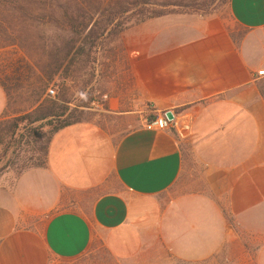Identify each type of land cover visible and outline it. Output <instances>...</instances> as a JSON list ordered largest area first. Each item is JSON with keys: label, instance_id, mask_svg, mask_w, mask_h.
Returning <instances> with one entry per match:
<instances>
[{"label": "crops", "instance_id": "obj_1", "mask_svg": "<svg viewBox=\"0 0 264 264\" xmlns=\"http://www.w3.org/2000/svg\"><path fill=\"white\" fill-rule=\"evenodd\" d=\"M117 42L125 80L120 69L101 113L120 128L72 125L53 138L46 168L6 174L0 264L73 261L96 240L122 264L147 252L187 264H264V0H230L226 17L148 20ZM7 106L0 84V121ZM146 111L191 124L122 131V117ZM186 146L214 158H204L203 189L173 194Z\"/></svg>", "mask_w": 264, "mask_h": 264}, {"label": "trees", "instance_id": "obj_2", "mask_svg": "<svg viewBox=\"0 0 264 264\" xmlns=\"http://www.w3.org/2000/svg\"><path fill=\"white\" fill-rule=\"evenodd\" d=\"M188 1L0 0V12L4 11L14 17L12 27H7L4 31L6 33L12 30V34L22 36H17V40H21L25 33L24 28L19 26L29 25H55L73 37L62 49H58L56 45L50 49L46 47V61L43 65L31 57L32 63L29 66L27 64L25 79L32 80V83L21 85L20 76L12 90L0 82L8 97V106L0 121V175L9 168L19 167L16 161L23 153L31 156L23 160L24 166L21 167L19 175L30 169L46 168L50 144L55 135L65 128L83 122L70 109L71 100L68 99L67 88H62L56 97L46 95L62 71H67L68 78H72V73L80 66L81 61L76 58L85 56L87 49L78 47L77 44L86 43L94 50L97 49L99 41L108 38L117 41L125 31L148 20L189 14L180 11L189 6L185 4ZM4 25L0 19V29ZM15 40L5 42L16 45ZM79 70L82 71V68L77 69ZM12 92L19 98L26 97V102H31L28 110L11 112ZM37 153L39 155L35 157ZM10 154L16 155V161H10Z\"/></svg>", "mask_w": 264, "mask_h": 264}, {"label": "rangeland", "instance_id": "obj_3", "mask_svg": "<svg viewBox=\"0 0 264 264\" xmlns=\"http://www.w3.org/2000/svg\"><path fill=\"white\" fill-rule=\"evenodd\" d=\"M228 3L229 0H189L185 2V4L189 6L187 8H182L180 11L189 13L188 15H197L202 18L217 14L226 17L228 16ZM13 18L12 14L4 11L0 12V19L3 24H5V27L0 29V45L2 47L0 48V82L5 83L7 87L12 90L15 89L20 76L21 80L19 83L21 85H27L33 82L32 80L28 81L25 79V74L28 71L27 64L29 66V64L32 63V58L43 65L44 61H46V47L50 49V47L56 45L58 49H62L67 43L73 40V37L71 38L68 33L61 31L55 25L19 26V28H24L25 33L21 40H17L18 37L22 36H18L17 34V37L12 34V32H10L12 30L6 33L4 31L5 28L12 27ZM242 35V32L238 33L239 38ZM14 39L17 41L16 45L7 44L5 42H12ZM77 46L87 49V54L85 56L76 58L81 61L78 68H82V71H77V68L72 73V78H68L67 71H62V74L51 84L46 95L49 97H56L62 88H67L68 99L71 100L70 109L74 112L77 119L81 121L93 120L101 123H108L111 128L115 130L119 129L120 123L118 122L119 119L117 116L101 113V111L106 108V105L108 106L106 95H109L116 87V79H113V77H118L120 69H122V77L125 80L126 63H124L122 59V51L118 42L108 38L99 41L97 49L94 50L86 43L80 42ZM127 84L129 85L128 82ZM50 91H55L56 96H51ZM262 93L264 94V86L262 87ZM26 100V97L19 98L16 93L12 92V99L10 101L11 112L19 113L28 110L31 106V102L28 103ZM128 108L135 111L140 107L132 106ZM222 113L229 115L230 108L228 107ZM152 116L153 113L146 111L143 115H127L122 117V131L125 130L129 132L137 125L143 127L144 121ZM184 120L186 121L185 118ZM185 121L181 122V124H191L188 120ZM188 131L189 130H185L184 132L186 133ZM37 155H39V153L35 154V157ZM21 156L22 157L16 161V155L10 154V161H16L20 166L9 168L5 173H2L0 175V182L7 173L12 172L14 176H19L20 169L24 166L23 160H26V158L31 155L23 153ZM184 156L186 158V171L178 187L172 191L173 194L192 193L203 189L206 172L203 163L204 158H214V154H199L196 151L194 152L189 146L185 147ZM11 162H9V164ZM83 205L85 204L83 203ZM147 253H142L137 264H187L169 258L167 255L154 257L152 254V256H150V252ZM54 264H122V260L115 258L104 246L102 240H96L93 249L86 255L73 261H56ZM206 264H228V262L221 257L217 260L209 261Z\"/></svg>", "mask_w": 264, "mask_h": 264}, {"label": "built area", "instance_id": "obj_4", "mask_svg": "<svg viewBox=\"0 0 264 264\" xmlns=\"http://www.w3.org/2000/svg\"><path fill=\"white\" fill-rule=\"evenodd\" d=\"M263 73H260L262 76ZM51 96H56L55 91H50ZM179 125H181L180 120H175L173 122L169 121L166 117V113H159L157 115H154V118H150L149 120H146L144 122V127L149 131H161V132H171L175 129H179ZM184 128L187 125H182ZM188 128V127H186Z\"/></svg>", "mask_w": 264, "mask_h": 264}, {"label": "water", "instance_id": "obj_5", "mask_svg": "<svg viewBox=\"0 0 264 264\" xmlns=\"http://www.w3.org/2000/svg\"><path fill=\"white\" fill-rule=\"evenodd\" d=\"M166 117H167L168 120L171 121V122L175 121V115L173 114V112H167V113H166Z\"/></svg>", "mask_w": 264, "mask_h": 264}]
</instances>
